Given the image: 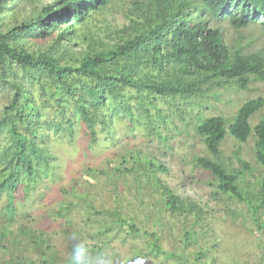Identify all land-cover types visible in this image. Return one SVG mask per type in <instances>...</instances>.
Segmentation results:
<instances>
[{
    "label": "trees",
    "instance_id": "trees-1",
    "mask_svg": "<svg viewBox=\"0 0 264 264\" xmlns=\"http://www.w3.org/2000/svg\"><path fill=\"white\" fill-rule=\"evenodd\" d=\"M226 24L234 30L255 25L264 32V0H0V92L8 96L0 113V264H68L72 235L88 237L94 255L114 249L111 243L122 238L134 241L140 250L131 249L134 258L145 262L224 264L219 259L228 244L236 251L227 263L241 264L238 251L253 249V261L243 264H264V244L251 230L248 238L227 228L232 206L244 205L264 233V117L252 124L264 98L248 100L232 119L214 113L226 92H246L254 81L264 82V52L246 54L229 44ZM189 128L194 139L185 146L198 140L204 147L206 155L192 154V163L210 173L221 213L178 195L160 178L168 169L158 155L125 148L83 170L113 182L114 195L106 197L116 204L104 203L97 211L103 191L97 194L77 177L69 189L60 188L63 200L51 217L66 234V260L53 243L55 233L26 223L34 196L43 197L46 185L64 179L58 154L63 144L77 152L86 143V152L97 159L101 148L125 139L136 143L141 135L172 157L173 142ZM228 137L242 144L254 138L263 170L250 181L249 162L235 154L236 169L222 159ZM121 179L147 186L155 201L145 205L133 197L129 203L115 184ZM81 184L88 186L83 195L77 194ZM76 196L81 210L68 200ZM132 210L142 211L143 218L130 216ZM82 211L86 220H73ZM161 217L179 224L181 254H174L175 246L164 253L161 233L147 229Z\"/></svg>",
    "mask_w": 264,
    "mask_h": 264
},
{
    "label": "rangeland",
    "instance_id": "rangeland-1",
    "mask_svg": "<svg viewBox=\"0 0 264 264\" xmlns=\"http://www.w3.org/2000/svg\"><path fill=\"white\" fill-rule=\"evenodd\" d=\"M43 3H49L53 0H41ZM123 4L127 3L128 0H122ZM223 30L225 33L226 41L229 44H233L236 46H240L244 53L246 54H254V53H260L264 52V32L259 26L251 25L247 28H244L242 30H234L230 28L227 24L223 26ZM264 98V82L254 81L251 85L249 91L246 92H239V93H228L226 92L223 101L221 103L217 104V110L216 114H221L224 117H227L229 119H232L238 108L242 106L245 102H247L250 99L253 98ZM8 103V96L2 94L0 92V113L3 110V107L5 104ZM1 117V115H0ZM264 117V109L261 113H259L257 116H255L252 119V124L257 125L261 118ZM188 134H184L181 141L178 139L177 141L173 142V145H175L176 151L174 152V156H163L161 153L163 152L162 149H158L157 147H152L149 145V143L146 141L144 136H139L140 139L138 142L130 143L125 139L121 144H115L114 146H111L108 149L101 148L103 155H101V158H95L92 155V152H86L85 144L83 143V146L79 144V150L76 152V149L67 148L68 144L65 143L58 149V154L62 160V165L66 168L64 170V179L61 182H58L56 184L46 185V188H43L46 195L42 194L34 196V201L29 209V213L32 215L27 219L26 223H29V225H36L37 223H40L41 227H44V230L46 233L51 235L52 233H55L58 238L54 240V245L61 250L62 253V259L66 260L68 257V252L66 248V243L63 242L64 239V230L63 226L61 224L60 220L54 219L51 216H53V212L58 209L60 202L63 200V195L60 192V188L62 189H69L71 186V181L73 178L79 179L80 181H87L93 185L94 191L98 194L101 191H103L100 195L102 198L100 199L101 206H97V211L103 210L104 203H111L114 205L116 204V200L112 201L106 197L108 196V193L110 192V197H113V193L115 192V186L112 181L108 179H99L91 178L86 173L83 175V170L85 167L88 166H95L99 167L100 161L110 158H116L118 155L123 154V151L125 148L128 149H140L144 152L151 153L153 155H158L157 158L160 160V162L168 169V172L161 173L159 176L160 178L165 181L173 190L176 191L178 195H180L183 198H189L191 201H194L196 203H199L201 206H203L205 209H208L207 211H215L218 212L219 208L216 205V202H214V193L216 192L215 186H212L209 181L212 180V177L210 173L200 169L196 168L195 165L192 163V154L206 155V152L204 151V147L200 145L199 141H195V146H185L187 144L188 140L192 141V138L194 137V134L192 130L189 128V130L186 131ZM194 139V138H193ZM129 143V144H128ZM85 150L84 152H81ZM162 151V152H160ZM222 154L221 157L223 160H227V163L232 164L234 168L240 169V164L235 159V154L239 155L240 158L243 160H246L249 162L252 168V174H250L249 181L253 179L254 175H258L259 172H261L263 169L262 167L256 162L255 159V140L254 138L250 139L247 143H239L234 138L228 137L226 139L225 144L221 148ZM101 154L100 150L96 151V154ZM59 161V163H60ZM64 169V168H63ZM124 178V176L122 177ZM132 180V179H131ZM116 185H120V190L124 191L128 196L126 197V200L131 203V200H133V197H139L142 200H144V204L147 205L149 203H152V201H155L156 194L153 195L149 194V191L147 190L148 187H142L140 185L133 184V182H126L122 179L115 182ZM88 186L81 184V187L77 189L78 191H81L83 195L84 189H86ZM139 187H142V190H139ZM141 189V188H140ZM47 191V192H46ZM107 191V193H106ZM18 198H23V194L20 192L18 193ZM78 197V196H76ZM39 200V201H38ZM68 200H71L73 203H75L81 210L80 200L81 198L78 197L76 200L75 197L69 198ZM139 203V202H138ZM133 205V204H131ZM127 206V205H126ZM125 206V207H126ZM152 207H149L151 211H153L154 207L153 204ZM241 206V205H240ZM232 223H229L227 228H231L233 230H238L239 232L244 236L248 237L247 232L252 231L253 236L257 239H260L261 243L264 244V233L260 230H257L256 226L252 223L250 219V215L248 213L247 207H244L242 205L241 207H235L232 206ZM155 210V209H154ZM133 213L130 215L132 217H136L135 219H139L142 211L139 210H132ZM163 210L161 211L162 214ZM222 211L219 210L218 213H221ZM145 214V213H144ZM157 215V213H155ZM106 215V214H104ZM218 216V214H216ZM142 216V215H141ZM47 220H44V219ZM143 218V216L141 217ZM262 218V219H261ZM261 220L263 222L264 215L261 216ZM36 219V220H35ZM85 219L84 211L81 212V215H75L73 220L78 221L81 223V220ZM156 219V218H155ZM154 220H151V222H148L147 229L149 231H159L161 233L162 239L160 244L163 247L164 253H169L172 251V248L174 246L176 247L173 251L174 254H181L183 252L182 249V243L178 245L179 237L181 236V233L179 232V224L177 226L175 225V222H169L167 217H161L160 221L155 222ZM232 224V226L229 227V225ZM212 225V224H211ZM239 225V226H237ZM225 225H221L218 227L219 232L220 229H223ZM217 229V228H216ZM213 231H215V228H213ZM66 236V234H65ZM88 237L85 238V240ZM145 238V236H143ZM67 242V241H66ZM98 242V241H97ZM134 241H131L130 239H126L125 241L122 240V238L117 239L114 241V243H111L112 247L114 249H108L104 251V253H110L114 260L119 261L120 264H164L165 258H163L162 262L159 261H148L145 262V260L135 259L134 255L132 254V250L135 248V252L140 254L139 247L133 246ZM181 242V241H180ZM94 243V240H93ZM99 243V242H98ZM97 243V244H98ZM91 244V243H90ZM132 249V250H131ZM231 247L228 244H225L224 250L222 252L221 263L224 264L227 263V260L231 253H235L236 250L231 249ZM242 249V248H240ZM139 250V251H138ZM226 254H225V252ZM238 251V250H237ZM244 253H239L238 251V258L240 259V263H245V260L250 258L252 259L256 255V250L250 249L249 251H245V249L242 250ZM186 253H189V250L186 251ZM236 255V254H235ZM241 255H244L241 260ZM220 257V255H218ZM228 257V258H227ZM225 258L227 260L225 261ZM253 261V259L251 260ZM229 264V262L227 263Z\"/></svg>",
    "mask_w": 264,
    "mask_h": 264
},
{
    "label": "clouds",
    "instance_id": "clouds-1",
    "mask_svg": "<svg viewBox=\"0 0 264 264\" xmlns=\"http://www.w3.org/2000/svg\"><path fill=\"white\" fill-rule=\"evenodd\" d=\"M68 264H120L110 253L92 254L84 238L72 235Z\"/></svg>",
    "mask_w": 264,
    "mask_h": 264
}]
</instances>
